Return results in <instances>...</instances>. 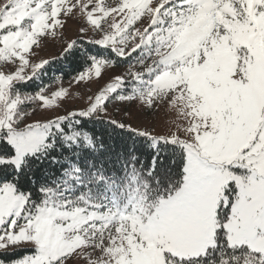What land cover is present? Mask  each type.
I'll return each instance as SVG.
<instances>
[{"label": "snow or ice", "instance_id": "snow-or-ice-1", "mask_svg": "<svg viewBox=\"0 0 264 264\" xmlns=\"http://www.w3.org/2000/svg\"><path fill=\"white\" fill-rule=\"evenodd\" d=\"M56 40L98 85L64 114ZM79 261L264 264V0L0 4V264Z\"/></svg>", "mask_w": 264, "mask_h": 264}, {"label": "rangeland", "instance_id": "rangeland-1", "mask_svg": "<svg viewBox=\"0 0 264 264\" xmlns=\"http://www.w3.org/2000/svg\"><path fill=\"white\" fill-rule=\"evenodd\" d=\"M2 3H4V0H0V4ZM78 28L79 25L76 22L70 21L67 28L65 29L66 39H76L78 35ZM62 47L63 43L61 41H52L41 52V56L53 60L54 57L60 56ZM126 67L127 66L119 70H126ZM73 77L68 80H59L62 81V83H57L56 85L51 87V90H57L62 86L68 88L71 92V96L64 102L63 106L56 110L58 114H64L65 111L69 109L83 107L87 103V96L95 93L97 90L98 85L95 82H92L87 86H85L84 84L77 86L74 83H71ZM109 112L111 113L112 117L117 120H120L122 122H129L134 127L139 126L141 128H148V130L153 131L154 134H167L168 131L174 130V128H171L170 126V121L177 119L175 112L170 111L166 106L160 108L159 115L155 117L154 122L152 119H138V113L135 108L131 111V113H126L123 111L116 113L113 112L112 108L110 107ZM52 115V112L41 111L36 118H43L45 116ZM78 264H83V261H79Z\"/></svg>", "mask_w": 264, "mask_h": 264}, {"label": "trees", "instance_id": "trees-1", "mask_svg": "<svg viewBox=\"0 0 264 264\" xmlns=\"http://www.w3.org/2000/svg\"><path fill=\"white\" fill-rule=\"evenodd\" d=\"M84 46L88 47L86 44ZM46 67V74L42 77V80L38 81L37 83L51 85V87H53L58 83L59 80H68L77 75L80 71H83L86 68V64L84 63L81 56L77 54L76 56H69L67 58L53 59L52 63ZM35 87L36 85H33L32 89L29 90H34ZM91 127L92 125H89V128ZM114 140L117 144H119L121 137L115 136Z\"/></svg>", "mask_w": 264, "mask_h": 264}]
</instances>
